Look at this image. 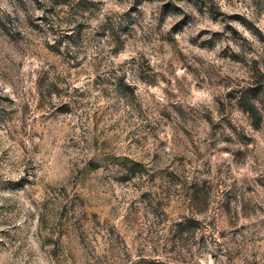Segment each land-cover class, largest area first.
I'll return each mask as SVG.
<instances>
[{"label":"clouds","instance_id":"obj_1","mask_svg":"<svg viewBox=\"0 0 264 264\" xmlns=\"http://www.w3.org/2000/svg\"><path fill=\"white\" fill-rule=\"evenodd\" d=\"M0 264H264V0H0Z\"/></svg>","mask_w":264,"mask_h":264}]
</instances>
